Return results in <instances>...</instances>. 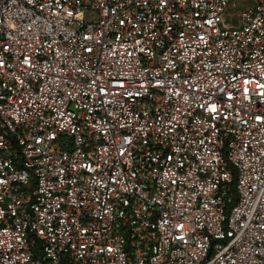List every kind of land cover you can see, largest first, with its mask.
<instances>
[{
  "label": "built area",
  "instance_id": "2783aa9c",
  "mask_svg": "<svg viewBox=\"0 0 264 264\" xmlns=\"http://www.w3.org/2000/svg\"><path fill=\"white\" fill-rule=\"evenodd\" d=\"M0 264H264V0H0Z\"/></svg>",
  "mask_w": 264,
  "mask_h": 264
}]
</instances>
